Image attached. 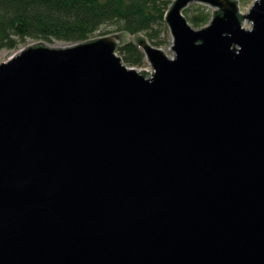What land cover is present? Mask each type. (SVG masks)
Returning a JSON list of instances; mask_svg holds the SVG:
<instances>
[{"label": "water", "instance_id": "1", "mask_svg": "<svg viewBox=\"0 0 264 264\" xmlns=\"http://www.w3.org/2000/svg\"><path fill=\"white\" fill-rule=\"evenodd\" d=\"M165 19L0 62V264H264V0Z\"/></svg>", "mask_w": 264, "mask_h": 264}, {"label": "trees", "instance_id": "2", "mask_svg": "<svg viewBox=\"0 0 264 264\" xmlns=\"http://www.w3.org/2000/svg\"><path fill=\"white\" fill-rule=\"evenodd\" d=\"M173 1L0 0V51H17L28 39L86 41L107 24H116L118 31L141 33L154 39L155 25L166 22V13ZM192 20L199 24L209 17L201 12ZM119 50L129 65L144 61V52L133 42Z\"/></svg>", "mask_w": 264, "mask_h": 264}, {"label": "rangeland", "instance_id": "3", "mask_svg": "<svg viewBox=\"0 0 264 264\" xmlns=\"http://www.w3.org/2000/svg\"><path fill=\"white\" fill-rule=\"evenodd\" d=\"M253 2H254V0H239L240 11L242 13H247L249 11L250 6L253 4ZM214 11H215V8L210 6V5L202 4L199 2H192L183 11V13L186 16V18L188 19L189 23L194 28L199 29V28H202V27L208 25L212 21ZM201 12L205 13L209 17V20L205 21V22H201L199 24L194 23L192 18L195 15H200ZM245 25L248 27L250 26V24L248 22H246ZM154 30L156 31L155 38L150 39L149 37H147L149 42L152 45L163 49L169 55V57H173L174 51L172 49L173 48L172 46L174 43V38H173L171 29H170V26L168 25V23L167 22L157 23L155 25ZM115 32H119L116 24H107V25H104L103 27H101V29L98 30L95 33V35H93L89 39L105 36L107 34H111V33H115ZM105 33H107V34H105ZM42 41H45L47 44H49L51 46H66V45L70 44V42H66V41H62V40H55L53 42H49L46 40L28 39L27 43L24 44L23 46H21V48L28 46V45H31V44H34V43L42 42ZM140 49L143 51L142 48H140ZM14 52H16V51L8 50V49H4V50L0 51V62L5 61ZM117 53L122 57L124 56V54L119 49L117 50ZM124 62H125V64H127L128 66H131V67H137L139 69H147V71H153L152 65H151L150 61L148 60V58L146 57V54H145V58H144L143 63L140 65H129V63H127L125 60H124Z\"/></svg>", "mask_w": 264, "mask_h": 264}]
</instances>
